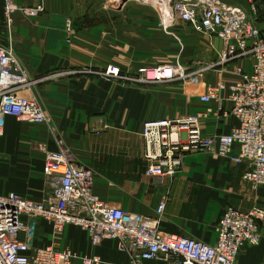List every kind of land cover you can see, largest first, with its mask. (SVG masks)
I'll return each mask as SVG.
<instances>
[{
  "label": "crops",
  "instance_id": "1",
  "mask_svg": "<svg viewBox=\"0 0 264 264\" xmlns=\"http://www.w3.org/2000/svg\"><path fill=\"white\" fill-rule=\"evenodd\" d=\"M18 8L42 6L36 18L16 12L8 25L0 0V42L11 45L30 78L21 94L34 98L48 118L43 125L7 117L0 137V194L40 202L45 196L44 152L57 151L58 141L73 162L92 172L94 193L112 207L153 217L162 199L164 232L206 244L215 242V225L229 209L264 210V187L253 188L243 176L245 163L204 153L187 155L180 170L162 182L145 174L144 122L207 113L200 118L203 137L227 134L238 125L197 95L204 84L235 79V62L216 65L219 39L195 31L160 2L105 0H9ZM246 10L244 0H220ZM182 64L189 72L209 68L195 86L179 81L159 84L130 81L141 66ZM215 64V65H214ZM211 65V66H210ZM117 70V76L109 70ZM249 72V70L247 71ZM194 96H190L191 94ZM257 246L243 247L236 264H264V217ZM37 246L55 243L79 255L98 256L103 264H129L112 240L93 247L82 230L68 226L52 236L38 222ZM143 264H165L145 261Z\"/></svg>",
  "mask_w": 264,
  "mask_h": 264
},
{
  "label": "built area",
  "instance_id": "2",
  "mask_svg": "<svg viewBox=\"0 0 264 264\" xmlns=\"http://www.w3.org/2000/svg\"><path fill=\"white\" fill-rule=\"evenodd\" d=\"M171 1L164 2L170 5V14L197 32L216 36L222 43L216 65L245 62L247 58L251 65L247 72L244 65L235 64L234 80L206 83L197 95L200 102L215 103L217 112L237 120L238 125L229 133L201 135L200 118L211 113V109L203 114L143 123L145 174L162 182L180 170L187 155L199 152L234 164L245 163L244 180L253 188L264 187V0H244L246 10L220 0ZM3 2L8 25L16 12L36 18L43 11L41 5L18 8L9 0ZM207 69L191 73L179 63L141 66L130 81H179L187 88L200 83L201 73ZM109 72L117 76V70ZM29 81L11 45L0 42V137L7 117L38 125L48 123L40 104L21 94ZM58 145L57 151L40 148L44 152L43 200L34 202L14 193L0 194V264H103L98 256L58 249L54 242L36 246L38 222L48 224L53 237L68 226L77 227L85 232L93 247L103 240L115 241L129 264L154 260L165 264H236L243 247L260 243L259 222L264 217L261 207L245 212L227 209L215 225L213 244L173 236L161 228L165 198L153 217L112 207L94 193L92 172L76 165L60 141Z\"/></svg>",
  "mask_w": 264,
  "mask_h": 264
},
{
  "label": "rangeland",
  "instance_id": "3",
  "mask_svg": "<svg viewBox=\"0 0 264 264\" xmlns=\"http://www.w3.org/2000/svg\"><path fill=\"white\" fill-rule=\"evenodd\" d=\"M128 1H131V2H145L147 0H105V3H107V5H113V6H120L122 3H125V2H128ZM169 0H149V2H160V3H163V2H167ZM174 0H172L171 2H173ZM224 2L226 0H223ZM246 63H243V64H246V69L247 71L250 69V65H251V59L247 58L245 60ZM245 68V67H244Z\"/></svg>",
  "mask_w": 264,
  "mask_h": 264
}]
</instances>
